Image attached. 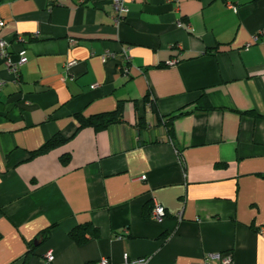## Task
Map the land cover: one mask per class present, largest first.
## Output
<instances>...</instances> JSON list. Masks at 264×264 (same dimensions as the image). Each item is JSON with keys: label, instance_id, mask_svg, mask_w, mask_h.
<instances>
[{"label": "crops", "instance_id": "0c3cea01", "mask_svg": "<svg viewBox=\"0 0 264 264\" xmlns=\"http://www.w3.org/2000/svg\"><path fill=\"white\" fill-rule=\"evenodd\" d=\"M112 1L0 0V39L28 58L15 81L0 55V264H264V0H125L121 19ZM148 94L190 110L173 138ZM120 102L121 122L79 128ZM86 222L101 236L79 245Z\"/></svg>", "mask_w": 264, "mask_h": 264}, {"label": "trees", "instance_id": "16d2710c", "mask_svg": "<svg viewBox=\"0 0 264 264\" xmlns=\"http://www.w3.org/2000/svg\"><path fill=\"white\" fill-rule=\"evenodd\" d=\"M178 49H179L178 47H175V50H178ZM151 96L152 95L148 94L143 100L144 103L145 104L147 103L151 107L152 111L156 114V117L159 121H162V120L164 121V125L167 129V135L170 138H173L172 124L174 120L180 116L188 114L190 110L187 111L184 108H182L178 111L172 112L171 114L161 115L157 109L155 99H152ZM199 102L201 104L199 103L195 110L202 109V108L210 110L213 108V106L209 102V99L205 95H202L200 97ZM249 113L253 114L252 112H249ZM77 118L79 120V128L93 127L96 130L105 129V128H108L110 125L121 122L123 120V103L120 102L117 105V108L112 111L94 114L89 117H85L84 115L80 113V114H77ZM139 119H140V124H141V125L139 124V126L142 127L146 123V118L143 115V116H139ZM66 140L67 139H65L62 135L57 134L53 136L52 138H50L42 147H40L36 151H33L31 155L35 156L39 154H44L62 145L63 143L66 142ZM62 160L64 163H67L70 160V155L66 154L62 156ZM153 208H154V205L148 202L144 207L143 215L150 216L153 211ZM53 227L54 225L40 233V236L43 240H46L47 238H49L51 228ZM69 236L77 244L81 245V244L88 242L92 238H99L101 236V230L99 227L95 226L92 222H86L83 224H79L75 228H73L69 232ZM34 249H35L34 243L31 242L30 250L28 251V254L33 253ZM88 264H96V263H88Z\"/></svg>", "mask_w": 264, "mask_h": 264}, {"label": "built area", "instance_id": "2783aa9c", "mask_svg": "<svg viewBox=\"0 0 264 264\" xmlns=\"http://www.w3.org/2000/svg\"><path fill=\"white\" fill-rule=\"evenodd\" d=\"M112 7H113L118 19H121V17L126 15V13H128V11H129V6L125 2V0H113L112 1ZM177 24L180 26L181 22L178 21ZM0 25L3 26L4 21L0 20ZM255 39H258V37H255ZM9 45H10L9 42L6 39H4V38L0 39V55L5 60L8 68H9V71L12 73V75L14 77V80L18 81L19 77H20V66L25 64L28 61V58L26 56V50L21 49L19 52L18 61H14L12 59V56H11L9 50H8ZM104 58H106V57H104ZM177 61H178V59H173V60L169 61L168 64L173 65ZM120 69L125 75H128L130 73V67L127 64L122 65L120 67ZM96 86H97V84L93 85V87H96ZM143 178H145V177H143ZM166 212H167L166 209L162 205H160L159 203H155L153 211L151 213V216L158 219V220H161L165 217ZM45 257H46L48 262H52L53 258H54L53 252L52 251L46 252ZM213 260H220L222 262V264H234L232 254L231 253H222V252H210V253H208L204 257V260L201 264H212ZM148 262H149V260L147 259V257H141V258L129 260V258H127V256H126L125 261L122 264H148ZM96 264H110V262L107 258H102Z\"/></svg>", "mask_w": 264, "mask_h": 264}]
</instances>
